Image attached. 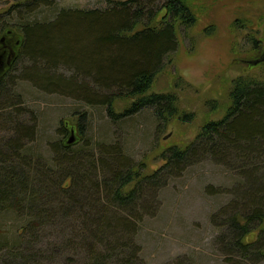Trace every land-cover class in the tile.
<instances>
[{"label": "trees", "instance_id": "1", "mask_svg": "<svg viewBox=\"0 0 264 264\" xmlns=\"http://www.w3.org/2000/svg\"><path fill=\"white\" fill-rule=\"evenodd\" d=\"M15 1L0 13V36L10 30L20 37L10 68L0 75V99L7 100L0 101L3 102L0 105L2 119L11 120V112L7 110L13 106L7 97L8 75L22 57H28L31 64L23 69L25 78L46 91L80 97L88 104L105 105L112 122L146 110L151 113L155 131L159 133L174 120L184 123L194 120L193 112L179 107L176 90L185 84L181 79L173 83L172 91L150 92L157 74L165 66V59L178 48L179 34L183 31V36H188L187 31L197 22L192 0L115 3L103 0L110 5L106 9L61 10L47 21L38 20L36 12L42 7L52 12L51 0ZM232 26L242 28L245 25L236 20ZM213 31V26H209L204 29V34L211 35ZM245 40L252 55H262L254 62L258 65L256 72L231 79L222 116L205 121L193 140L158 147L161 165L157 169H149L143 158L132 162L114 145L99 144L96 158L92 150L86 154L81 153L82 150L73 153L65 138L61 147L58 146L60 150L54 146L56 172H50L39 162L26 160L28 168L40 164L44 171L40 181L45 196L40 205L53 197L47 193L48 187L60 188L59 178L68 176L75 187L80 212L86 207L100 216V222H88L99 228L94 235L101 234L99 244L107 247L109 256H93L89 264H107L111 259L116 264H135L123 241V234L130 229L128 219L135 221L134 216L144 208L152 209L151 205L157 203V192L170 179L204 160L228 166L231 170L239 168L246 180L235 193L241 200L242 212L232 213L221 223L223 233L219 241L223 248L243 263L264 261V45L253 35L246 36ZM61 63L73 68L77 76L82 75L84 81L78 82L76 76L66 78L55 73L54 67ZM87 79L99 90L93 91ZM101 90L108 94H99ZM117 103L125 104L122 110L117 111ZM209 107L213 111L220 108L216 100ZM79 115L75 123L70 119L60 121L65 137L71 134L73 125L79 139L82 136L85 114ZM14 127V140L6 143L11 156L0 163V214L6 216L14 211L11 203L14 200L22 202L21 195L33 183L28 172L16 171L11 161L22 158L17 142L24 134L31 136V133L27 128L23 130L22 124ZM7 163L9 165L5 166ZM68 164L72 165L70 169L61 166ZM38 167L34 169L38 170ZM101 187L105 201L112 209L100 205ZM40 205L33 214L37 218L43 213ZM108 239L115 244L107 243Z\"/></svg>", "mask_w": 264, "mask_h": 264}, {"label": "rangeland", "instance_id": "2", "mask_svg": "<svg viewBox=\"0 0 264 264\" xmlns=\"http://www.w3.org/2000/svg\"><path fill=\"white\" fill-rule=\"evenodd\" d=\"M14 3L15 0H0V13ZM51 3L54 10L50 12L42 7L36 12L38 20H52L53 14L61 10H100L110 6L103 0H51ZM192 6L197 15L195 26L187 31L188 36L184 37L183 31L179 34L178 48L165 59V66L150 89V92L172 91L173 83L181 79L185 84L176 90L179 107L195 114L192 122L174 120L156 133L155 121L146 110L112 122L105 105L88 104L80 97L46 91L25 78L23 69L31 64L28 57H22L10 71L7 97L13 106L7 110L11 112L9 121L1 118L0 111V163L11 156L6 143L14 140V126L22 124L31 136L21 137L17 147L22 158L11 161L16 171L28 172L33 183L21 195L22 202L11 203L14 208L11 214H0V264H89L93 256H109L107 247L99 244L101 234L94 235L99 228L88 222L98 221L100 216L86 207L80 212L70 177L59 178L60 188L48 187L47 193L53 197L40 205L45 196L40 181L44 174L41 165L56 172L54 146L61 147L64 138H68L60 127L61 120L75 123L79 114H85L82 136L79 139L76 133L70 146L73 153L82 150L86 154L92 150L96 158L99 144L114 145L132 162L143 158L149 169L155 170L161 165L160 147L193 140L205 121L222 116L231 79L256 72L258 65L254 62L262 55H252L245 38L253 35L264 45V0H192ZM236 20L245 26L233 27ZM209 26L214 31L205 35L204 29ZM54 71L84 81L82 75L77 76L65 64H57ZM87 82L93 91L99 90L91 80ZM99 94L108 93L101 90ZM214 100L220 106L216 111L209 107ZM116 106L120 111L125 104ZM27 159L41 165L28 168ZM68 165L61 166L70 169L72 165ZM245 184L239 168L231 170L209 160L187 167L157 192V203L151 205L152 209L144 208L134 216L135 221L121 215L129 218L130 229L123 234L128 245L126 252L135 264H264V261L240 262L227 254L219 241L223 233L221 223L232 213L242 212L241 200L235 193ZM100 192V205L110 208L102 187ZM39 205L43 213L37 218L33 214ZM107 243L115 244L112 239ZM106 263L116 264L112 259Z\"/></svg>", "mask_w": 264, "mask_h": 264}, {"label": "water", "instance_id": "3", "mask_svg": "<svg viewBox=\"0 0 264 264\" xmlns=\"http://www.w3.org/2000/svg\"><path fill=\"white\" fill-rule=\"evenodd\" d=\"M20 44V37L7 30L3 35L0 36V75L4 74L8 70L15 57V49ZM76 131L71 129V134L66 140L67 145H71L74 141Z\"/></svg>", "mask_w": 264, "mask_h": 264}]
</instances>
